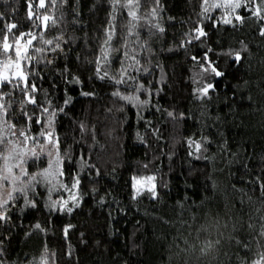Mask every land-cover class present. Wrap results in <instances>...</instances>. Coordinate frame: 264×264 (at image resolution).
Listing matches in <instances>:
<instances>
[{
	"label": "snow or ice",
	"instance_id": "obj_1",
	"mask_svg": "<svg viewBox=\"0 0 264 264\" xmlns=\"http://www.w3.org/2000/svg\"><path fill=\"white\" fill-rule=\"evenodd\" d=\"M81 3L25 0V17L17 20L10 18L17 9L4 0L11 13L0 12V228L5 233L0 234V264H58L57 252L47 243L48 227L40 221L29 224L24 232L28 238L43 237L39 255L28 258L25 253L24 260L9 258V233L18 226L14 213L17 208L21 212L38 209L42 203L49 216L71 215L82 204L85 179L92 183L93 169L97 176L100 174L90 158L74 148L86 138L97 140L95 125L74 120L70 137H62L58 131L59 118L67 114L73 99L70 86H79L81 96L95 97L94 90H84L85 79L106 85L113 104L107 111L115 108L123 112L131 106L145 128L159 139V128L141 115L142 110L161 112L158 102L153 104V97L162 90L157 87L162 78L154 75L157 70L163 75L159 57L165 51L179 49L187 54L198 46L199 51L188 57L198 69L192 77L197 85L193 88L194 98L201 102L211 99L216 79L226 74L220 67L221 59L236 66L247 62L248 78L242 84L247 106L250 114L264 116V57L254 64L255 56L244 39L236 40L239 47L226 46L219 33L221 25L239 31L248 24L264 38V0H199L198 10H193L195 19H180L184 30L173 34L167 48L163 46L167 43L164 38L177 17L166 16L164 0H93L90 11L103 9L106 15L91 36L83 24ZM78 25L83 36L75 34ZM78 48L83 55L76 51ZM74 52L75 65L71 63ZM46 80L48 88L44 87ZM58 81L64 84L62 104L54 98ZM163 112L172 121L185 119L183 112L178 116L175 111ZM187 143L189 149H194L189 155L201 159L213 140L202 134L199 139L189 137ZM225 145L226 141L219 145L221 153L227 151ZM203 158L215 159L208 155ZM244 168L248 177L245 183L253 193H260L255 200L233 184V198L214 210L217 186L213 183L210 194L199 204L185 196L168 212L154 209L160 213L156 219L167 229L162 237L163 264H220L221 255L228 258L227 264H264V158L258 165L245 164ZM155 179L154 175L139 180L134 176L131 199L135 201L147 193L157 201ZM91 191L96 193L97 189L93 186ZM73 227L68 223L62 229L66 242ZM241 232L246 238H240ZM225 240L231 252L222 251ZM62 255L72 260L70 243Z\"/></svg>",
	"mask_w": 264,
	"mask_h": 264
},
{
	"label": "trees",
	"instance_id": "obj_2",
	"mask_svg": "<svg viewBox=\"0 0 264 264\" xmlns=\"http://www.w3.org/2000/svg\"><path fill=\"white\" fill-rule=\"evenodd\" d=\"M8 3L17 9L15 16L10 18L23 20L25 0H8ZM92 3L93 0H82L81 3L82 20L89 36L101 26L106 15L103 9L90 11ZM164 3L166 16L177 17V23L168 27L169 35L164 38L167 43L163 46L167 48L172 44L173 34L178 35L184 30L180 19L190 16L195 19L193 10H198L199 0H164ZM0 12L11 13V8L5 7L4 0H0ZM215 14L219 15L218 12ZM2 27L3 24H0ZM225 27H228V31L224 30ZM219 33L226 46L239 47L236 40L244 39L255 56L254 64L264 57V38L259 37L252 26L246 24L243 29L233 31L230 26L221 25ZM75 34H84L79 25ZM257 45H260L259 49ZM76 51L83 55L81 48ZM198 51L196 46L187 54L179 49L165 51L159 57L163 75L159 70L154 75L156 79L162 78L157 85L162 90L153 97V104L158 102L161 112L154 109L141 111V115L152 120L153 126L159 128V139L145 128L144 121L131 106H126L123 112L115 108L107 111L113 104L107 95L109 89L106 85L90 83L85 79L84 90H94L97 93L95 97L81 96L79 86H70L69 95L73 99L66 108L67 114L59 118L58 131L62 137H70L74 120L95 125L97 140L86 138L74 148L77 153L82 152L86 158H90L100 174L97 176L93 169L90 174L92 183L85 179L82 204L71 215L53 213L49 216L42 203L35 210L21 212L17 208L13 219L18 226L9 233L10 243L7 244L11 260H24L25 253L28 258L39 255L43 237L34 235L28 238L24 232L29 224L40 221L48 227L47 243L57 252L58 264H163L162 245L165 241L162 237L167 229L156 219L160 213L154 209L168 212L185 196L190 202L199 204L210 194L213 183L217 186L214 210L216 205L222 207L226 200L233 198V184L237 189L253 195L254 200L260 195L259 192L253 193L245 183L248 177L244 165H258L264 158V116L250 114L242 87L243 80L248 78L247 62L236 66L228 65L225 59H221L220 67L226 74L216 79V90L211 93V99L201 102L193 95V88L197 85L192 82V77L198 69L188 58ZM75 54H72L73 65ZM57 83L59 88L54 98L62 104L64 84L61 81ZM48 86L49 81L46 80L44 87ZM163 109L175 111L177 116L183 112L185 119L172 121ZM217 117L220 119L217 120ZM202 134L213 140L208 153L203 155L214 156V161L204 159L203 155L201 159L189 155V151L194 152V149H189L187 139H199ZM225 141L227 151L221 153L219 145ZM142 175L156 177L157 201L147 193L135 201L131 199L132 178ZM93 186L97 189L96 193L91 191ZM101 197L103 203L100 202ZM235 198L238 200L239 194ZM245 211L249 209L246 207ZM68 223L74 227L69 230V240L66 242L62 229ZM0 234H5L3 228H0ZM240 238H246V233L241 232ZM69 243L73 253L71 261L62 255ZM231 250L225 240L222 251ZM227 259L221 255L220 264H227Z\"/></svg>",
	"mask_w": 264,
	"mask_h": 264
},
{
	"label": "rangeland",
	"instance_id": "obj_3",
	"mask_svg": "<svg viewBox=\"0 0 264 264\" xmlns=\"http://www.w3.org/2000/svg\"><path fill=\"white\" fill-rule=\"evenodd\" d=\"M144 176H148V175L137 176V179L139 180L140 177H144ZM154 183L156 184V179H155Z\"/></svg>",
	"mask_w": 264,
	"mask_h": 264
}]
</instances>
